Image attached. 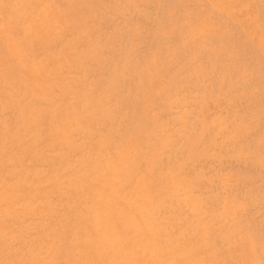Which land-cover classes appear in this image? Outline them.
I'll use <instances>...</instances> for the list:
<instances>
[{"label": "rangeland", "instance_id": "obj_1", "mask_svg": "<svg viewBox=\"0 0 264 264\" xmlns=\"http://www.w3.org/2000/svg\"><path fill=\"white\" fill-rule=\"evenodd\" d=\"M0 7V264L113 261L110 246L96 254L89 242L93 194L104 196L109 175L66 178L62 164L108 146L114 161L130 152L122 170L133 175L118 186L109 229L122 231L133 250L128 264H264V0H0ZM23 169L37 176L16 175ZM141 181L147 193L133 199ZM144 196L152 202L144 209L149 237L135 213L123 212Z\"/></svg>", "mask_w": 264, "mask_h": 264}, {"label": "bare ground", "instance_id": "obj_2", "mask_svg": "<svg viewBox=\"0 0 264 264\" xmlns=\"http://www.w3.org/2000/svg\"><path fill=\"white\" fill-rule=\"evenodd\" d=\"M79 1V0H78ZM33 2V1H32ZM72 2V1H71ZM77 2V1H76ZM2 3V2H1ZM5 3V2H4ZM55 3V2H54ZM70 3V2H69ZM37 4V3H36ZM64 4V3H63ZM54 5V4H53ZM53 5H52V7H53ZM64 6V5H63ZM79 6H81V5H79ZM9 7V6H8ZM47 8H48V6H46ZM51 7V8H52ZM71 7V6H70ZM17 8V7H16ZM0 9H1V7H0ZM30 9V8H29ZM28 9V10H29ZM75 9V8H74ZM14 10V9H13ZM52 10V9H51ZM81 12V11H80ZM8 13V12H7ZM0 14H2L1 12H0ZM47 14V13H46ZM61 14V13H60ZM3 15V14H2ZM8 15V14H7ZM53 15V14H52ZM54 15H56V14H54ZM53 15V16H54ZM4 16V15H3ZM2 17V16H1ZM0 17V18H1ZM11 17V16H10ZM50 17V16H49ZM56 17V16H55ZM3 18V17H2ZM1 18V19H2ZM14 18V17H13ZM0 19V20H1ZM5 19V18H4ZM22 19V18H21ZM19 20V19H18ZM30 20V19H29ZM51 20V19H50ZM54 20H55V18H54ZM16 21H17V19H16ZM16 21L14 22V25H16ZM65 22V21H64ZM8 23V22H7ZM10 23V22H9ZM18 23V22H17ZM31 23V22H30ZM52 23H54V22H52ZM55 23H56V20H55ZM54 23V24H55ZM5 24V23H4ZM11 24V23H10ZM13 24V23H12ZM18 24H20V23H18ZM17 24V25H18ZM57 24V23H56ZM5 25H8V24H5ZM27 25V24H26ZM50 25V24H49ZM9 26V25H8ZM6 27V26H5ZM12 28V27H11ZM26 28V27H25ZM40 28V27H39ZM42 28V27H41ZM6 29V28H5ZM9 29V28H8ZM83 29V28H82ZM33 30H35V29H33ZM36 30H37V28H36ZM40 30V29H39ZM38 30V31H39ZM1 31V30H0ZM2 31H4V30H2ZM41 31V30H40ZM23 32V31H22ZM21 32V35H23V33ZM3 33H6L5 31L3 32ZM9 33V32H8ZM58 33V32H57ZM1 34V33H0ZM7 34V33H6ZM5 34V35H6ZM25 34V33H24ZM4 35V36H5ZM8 35V34H7ZM11 35H12V32H11ZM20 35V36H21ZM26 35V34H25ZM28 33H27V37H28ZM1 36H2V34H1ZM10 36V35H9ZM33 36V35H32ZM39 36V35H38ZM46 36V35H45ZM79 36V35H78ZM12 37V36H11ZM19 37V36H18ZM27 37L25 38V40L27 39ZM50 37V36H49ZM36 38V37H35ZM57 38V37H56ZM12 39V38H11ZM60 39V38H59ZM6 40V39H5ZM10 40V39H9ZM16 40V39H15ZM28 40V39H27ZM19 41V40H18ZM18 41H17V43H18ZM13 43V42H12ZM20 43V42H19ZM8 45H10V44H8ZM13 45V44H12ZM30 46V45H29ZM13 47V46H12ZM20 47V46H19ZM8 48H9V46H8ZM10 49H11V47H10ZM9 49V50H10ZM17 49V48H16ZM19 50V49H18ZM20 51V50H19ZM18 51V52H19ZM26 51V50H25ZM21 53V52H20ZM19 55V54H18ZM28 55V54H27ZM55 57V59H56V56H54ZM51 58V57H50ZM48 59V58H47ZM16 60H18V59H16ZM49 60V59H48ZM23 61V60H22ZM62 61V60H61ZM30 62V61H29ZM23 63V62H22ZM37 64V63H36ZM38 65V64H37ZM44 65V64H43ZM47 65V64H46ZM45 65V66H46ZM35 66V65H34ZM34 66H32L31 65V67H34ZM37 68V67H36ZM38 68H41V67H38ZM34 69V68H33ZM42 69V68H41ZM46 69V67L44 68V70ZM47 69H49V68H47ZM59 70V69H58ZM57 70V71H58ZM35 71H37V69L35 70ZM42 71V70H41ZM31 72H33V71H31ZM17 75V74H16ZM81 75V74H80ZM15 76V75H14ZM162 77V76H161ZM10 80V79H9ZM22 80V79H21ZM33 81H34V79H32ZM18 81V80H17ZM22 81H25V79L24 80H22ZM37 81V80H36ZM35 81V82H36ZM49 81V80H48ZM48 81H47V83H48ZM19 82V81H18ZM26 82V81H25ZM35 82H34V84H35ZM39 82V81H38ZM50 82V81H49ZM27 83V82H26ZM25 83V84H26ZM11 84H12V82H11ZM16 84H18V83H16ZM49 84V83H48ZM62 84V83H61ZM157 84V83H156ZM41 85V84H40ZM67 85V84H66ZM74 85V84H73ZM37 86V85H36ZM39 86V85H38ZM28 86H26V88H27ZM41 87H42V85H41ZM50 87V86H49ZM62 87V86H61ZM76 87V88H75ZM44 88V87H43ZM74 88L75 89H77V86L76 85H74ZM62 90V89H61ZM17 91V90H16ZM65 91H67V89L65 90ZM58 92V91H57ZM12 93V92H11ZM37 93V92H36ZM39 95V94H38ZM76 95V94H75ZM24 96V95H23ZM63 96H65L64 94H63ZM76 97V96H75ZM49 98V97H48ZM67 98V97H66ZM50 99V98H49ZM77 98H75V100H76ZM56 100H59V99H56ZM66 100V99H65ZM50 101V100H49ZM52 101V100H51ZM37 102V101H36ZM46 102V101H45ZM44 102V103H45ZM57 102V101H56ZM71 103V102H70ZM74 103V102H73ZM56 104V103H55ZM35 105V104H34ZM42 105V104H41ZM44 105V104H43ZM61 105V104H60ZM30 106V104L28 105V107ZM39 107H40V105H38ZM46 106V105H45ZM18 109V108H17ZM76 109V108H75ZM74 109V110H75ZM44 110V112H45V109H43ZM84 111V110H83ZM77 112V111H76ZM38 113V112H37ZM39 113H40V111H39ZM52 113V112H51ZM25 114V113H24ZM73 114V113H72ZM76 114V113H75ZM79 114V113H78ZM68 115V114H67ZM69 115H71V112L69 113ZM80 115V117H81V114H79ZM83 115H84V113H83ZM82 115V116H83ZM25 115H23V117H24ZM29 116V115H28ZM31 117H32V115H30ZM29 116V117H30ZM73 116V115H72ZM76 116V115H75ZM86 116V115H85ZM84 116V117H85ZM0 117H3V116H0ZM17 117V116H16ZM18 117H21V116H18ZM77 117H78V115H77ZM77 117H76V122H79V121H77ZM43 118V117H42ZM53 117H51L50 119H52ZM64 118H66V117H64ZM70 117H68V119H69ZM79 118V117H78ZM85 118H87V117H85ZM85 118H84V122L82 123V126L85 124V121L87 120H85ZM3 119V118H2ZM27 119H28V117H27ZM35 119V118H34ZM30 120V119H29ZM42 120V119H41ZM53 120V119H52ZM51 120V121H52ZM65 120V119H64ZM71 120V119H70ZM69 120V121H70ZM68 120H66V122H67ZM21 122H22V120H21ZM33 122V121H32ZM54 122V121H53ZM66 122H64V123H66ZM70 122H75L74 121V117H73V121H70ZM40 123V122H39ZM42 124H43V122H41ZM45 123V122H44ZM72 123H70V124H72ZM21 124L22 123H20V126H21ZM53 124V123H52ZM60 124V123H59ZM67 124V123H66ZM78 124V123H77ZM24 124H22V126H23ZM28 125V124H27ZM44 125V124H43ZM47 125V124H46ZM62 125V124H61ZM61 125H60V127L59 128H61ZM64 125V124H63ZM62 125V126H63ZM80 125H81V123H80ZM97 125H99V123L97 124ZM40 126V125H39ZM73 126V125H72ZM45 127V126H44ZM55 127V126H54ZM58 127H57V129H58ZM90 127V126H89ZM21 128V127H20ZM24 128H25V126H24ZM23 128V129H24ZM38 128H40V127H38ZM64 128V127H63ZM67 129H68V126L66 127ZM76 128V127H75ZM36 129V128H35ZM62 129V128H61ZM61 129H60V132H64V131H61ZM65 129V128H64ZM94 129H95V127H94ZM40 130V129H39ZM48 130H49V128H48ZM51 130H53V129H51ZM21 131V130H20ZM23 131V130H22ZM22 131L20 132L21 134H22ZM56 131V130H55ZM57 131H59V130H57ZM68 130H66V132H67ZM87 131V130H86ZM88 131H89V129H88ZM49 132V131H48ZM47 132V133H48ZM60 132H59V134H60ZM82 132H84V133H81V134H83V136H85L84 134L86 133L85 131H82ZM97 132V131H96ZM17 134L16 135H18V131L16 132ZM32 133H34V132H32ZM40 133V132H39ZM38 133V134H39ZM53 134L55 133V132H52ZM61 133V134H62ZM88 133V132H87ZM92 134H94L93 132H91ZM90 132H89V135L91 134ZM40 134H42V133H40ZM39 134V135H40ZM51 134V133H50ZM49 134V135H50ZM56 134V133H55ZM54 134V137L56 136ZM61 134H60V136H61ZM77 134V133H76ZM97 134V133H96ZM8 135V134H7ZM34 135V134H33ZM52 135V134H51ZM74 135H75V133H74ZM73 135V139H75V136ZM79 135V134H78ZM78 135H76V136H78ZM98 135V134H97ZM38 136V135H37ZM41 136H43V135H40V136H38L36 139H38L39 137L40 138H42L41 140H44V138L43 137H41ZM59 136V137H60ZM72 136V135H71ZM82 136V135H81ZM82 136V137H83ZM86 136L88 137V135L86 134ZM62 138L64 137V135H62L61 136ZM86 137V138H87ZM70 138V137H69ZM77 138V137H76ZM78 138H79V136H78ZM97 138V137H96ZM19 139H21V136H20V138ZM55 139H56V137H55ZM65 139V138H64ZM90 139H92V138H90ZM90 139H88L89 141H90ZM6 140V139H5ZM27 140H29V139H27ZM33 140H35V139H33ZM67 140H68V137H67ZM71 140V139H70ZM2 141V140H1ZM36 142H38L37 140H35ZM40 141V140H39ZM52 141V140H51ZM59 141H60V139H59ZM58 141V142H59ZM63 141V140H62ZM75 141V140H74ZM76 141H77V139H76ZM75 141V142H76ZM85 141V140H84ZM92 141V140H91ZM94 141V140H93ZM3 142V141H2ZM8 142H10V141H8ZM15 142V141H14ZM29 142V141H28ZM28 142H26V143H28ZM31 142V141H30ZM33 142V141H32ZM54 142V141H53ZM64 142V141H63ZM67 142V141H66ZM88 142V141H87ZM87 142H86V144H87ZM4 143V142H3ZM25 143V144H26ZM90 143L91 142H89V146H90ZM96 143V142H95ZM2 144V143H1ZM0 144V145H1ZM20 144V143H19ZM25 144H23V145H25ZM54 144V143H53ZM92 144V143H91ZM34 145H35V143H34ZM44 145V144H43ZM73 145H74V142H73ZM80 145V144H79ZM10 146H12L11 144H10ZM21 146V145H20ZM41 146H42V144H41ZM51 146V145H50ZM53 146V145H52ZM51 146V147H52ZM81 146V145H80ZM96 146V145H95ZM13 147V146H12ZM12 147H11V149H12ZM17 147H19V146H17ZM29 147V146H28ZM38 147H39V144H38ZM48 147H49V144H48ZM65 148L67 147V146H64ZM71 147V146H70ZM77 147V146H76ZM82 147V146H81ZM85 147H86V145H85ZM91 147V149H90V151L92 150V148H94L93 146H90ZM101 147V146H100ZM103 147H105V146H102V148ZM34 148H36V147H34ZM34 148H32V152H33V149ZM40 148H42V147H40ZM45 148V147H44ZM74 148H75V146H74ZM109 146H108V148H105V151H102L103 149H101V153H97V154H94V150L93 151H91V152H87L86 154L85 153H83V154H85V156H84V161L83 162H78V163H76V165H74V166H72L69 162H67V161H64L62 164H63V171H64V173H63V175H65L64 177H66V175H74L76 178H78L76 175H79V177H81L82 178V176L84 177V175H88V176H90V175H95V177H93V178H96V175H101V177H102V175H109V178L107 179V180H105L103 177V179L105 180L104 181V183H102L103 184V188L105 189V193H104V196H99V195H96L97 193L95 192V191H93V193L95 192L96 194H93V195H91L90 197H94V198H92V202H93V199L97 202L98 201V204L99 205H97V203H96V205H97V207H96V205H94V207L93 208H91L90 207V211L93 213V215H94V220H95V226H94V240H91V241H89L88 240V238H87V241H89L90 243H91V245H95V247H98L99 249H98V251L97 250H95L94 252L96 253V254H98L97 252H99L100 250H104V249H107L106 247L107 246H110V251L107 253V256H110L111 257V259L113 260L110 264H128L129 262V259H127V257L128 256H132V254H133V250H130L126 245H124V241L122 242V240H123V236H122V231H117L116 232V234L115 235H111V233H110V227H111V223H112V221L114 220V215H113V210H114V208H115V205H116V203H117V201H119V198H121V196H120V194L119 193H117V190H118V186L120 187V186H122L121 184H123V182L122 181H125L127 178H128V176L127 175H133V172H132V169L131 170H125V171H123L122 170V164L123 165H126L127 166V159H128V156L130 155V152H128V150H126V151H122V153H121V155H120V157H121V159H120V161H114L110 156H109ZM3 149H5V147L3 148ZM15 150H17V148L15 147L14 148ZM21 149V148H20ZM30 149V148H29ZM28 148H27V150H29ZM47 149V148H46ZM54 149H56V148H54ZM62 148L60 147V150H61ZM70 149H72V148H70ZM84 149V148H83ZM88 149H89V147H88ZM88 149H86L87 151H89ZM109 151H107V150ZM111 149V148H110ZM125 148H123V150H124ZM127 149H129V148H127ZM36 150H39V149H36ZM42 150H44V149H42ZM41 150V152L43 153V151ZM49 150V149H48ZM67 150H68V148H67ZM73 150V149H72ZM78 149H76V153L78 152L77 151ZM112 150V149H111ZM13 151V150H12ZM19 151V150H18ZM23 151H24V149H23ZM34 151H35V149H34ZM40 151V150H39ZM45 151H47V150H45ZM55 151V150H54ZM64 151H66V150H64ZM75 151V150H74ZM83 152L81 149L79 150V152ZM14 152V151H13ZM26 152V151H25ZM31 152V153H32ZM36 152V151H35ZM52 151H50V153H51ZM68 152V151H67ZM73 152V151H72ZM79 152H78V154H79ZM80 152V153H81ZM28 153H30V152H28ZM42 153H40V155L42 154ZM57 155L58 156H61V155H59L58 154V149H57ZM22 154V153H21ZM25 154V153H24ZM44 154V153H43ZM46 154H47V152H46ZM62 154V153H61ZM63 154H64V152H63ZM65 154H67V153H65ZM70 154H71V151H70ZM26 155H28V154H26ZM45 155V154H44ZM44 155H43V157H42V159L44 158ZM49 155V154H48ZM57 155H55V157H58ZM77 155V154H76ZM75 155V156H76ZM110 155H111V152H110ZM66 156V159H67V156H69V155H65ZM74 156V155H73ZM79 156H81V154L79 155ZM29 157H31L30 155H29ZM64 157V156H63ZM48 158V157H47ZM47 158H45V161L46 162H44V163H47ZM69 158V157H68ZM75 158V157H74ZM115 158V157H114ZM50 159V158H49ZM64 159V158H63ZM72 159H73V157H72ZM77 160H78V158H76ZM130 159H132V158H130ZM83 160V159H82ZM60 161H62V160H60ZM69 161V160H68ZM74 161V160H73ZM72 161V163H75V161L73 162ZM81 161V160H80ZM41 162H42V160H41ZM59 162V161H58ZM37 163H39V162H37ZM60 163V162H59ZM34 164V163H33ZM53 164V163H52ZM50 165L51 167L53 166V165ZM38 165V164H37ZM44 165V164H43ZM25 166V165H24ZM34 167H35V165H34ZM36 167H38V166H36ZM40 167V166H39ZM42 167V166H41ZM40 167V168H41ZM51 167H50V169H51ZM91 168V171L88 169V168ZM19 168V167H18ZM27 168H28V166H27ZM14 169V168H13ZM15 169H16V167H15ZM49 169V166H48V170H50ZM58 169V168H57ZM53 170V169H52ZM89 170V171H88ZM21 171V170H20ZM53 171H55V170H53ZM86 171V172H85ZM48 172H50V171H48ZM59 172V171H58ZM85 172V173H84ZM142 172V171H141ZM39 173H40V171L38 170V175H39ZM54 174H55V172H53ZM84 173V175H82ZM172 173V172H171ZM33 174H35L36 176H37V173H31V172H29V171H27L26 169H23L21 172H19V173H17L16 175H33ZM51 175V174H50ZM56 175H59V173H56ZM63 175H61V178H62V176ZM80 175H82V176H80ZM120 176V177H118V176ZM70 176H68V177H70ZM97 176V177H98ZM30 177V176H29ZM92 177V176H91ZM8 178V177H7ZM40 177H38V179H39ZM58 179L60 178V176L59 177H57ZM60 178V179H61ZM67 178V177H66ZM87 178V177H86ZM90 178V177H89ZM100 178V177H99ZM30 179V178H29ZM58 179H56V180H58ZM98 179V178H97ZM97 179L95 180V179H93V180H95L96 182H97ZM41 180V179H40ZM70 180V179H69ZM68 180V181H69ZM74 180H75V178H74ZM74 180H71V181H73L74 182ZM77 180H79V179H77ZM82 180V179H81ZM80 180V181H81ZM89 180V179H88ZM92 180V181H93ZM28 181V180H27ZM64 182H66L65 180H63ZM76 181V180H75ZM101 181V180H100ZM59 182V181H58ZM82 183H83V181H81ZM89 183H90V180L88 181ZM102 182V181H101ZM51 183V182H50ZM56 183V182H55ZM55 183H53L54 184V186H57V185H59V183L57 184V185H55ZM63 183V182H62ZM69 183V182H68ZM68 183H67V186H68ZM77 183V182H76ZM95 182H92V184H91V186H94L95 184H94ZM100 183V182H99ZM99 183H98V185H99ZM142 183V184H141ZM32 184V183H31ZM50 185V184H49ZM60 185H61V183H60ZM63 185V184H62ZM61 185V186H62ZM70 185H72V184H70ZM81 185V184H80ZM84 185V184H83ZM98 185H97V187H98ZM28 186H30V185H28ZM45 186V185H44ZM66 186V185H65ZM76 186H77V184H76ZM86 186V185H85ZM90 186V188H91V190H96V191H99V189L97 190V189H92V187ZM31 187V186H30ZM49 187V186H48ZM75 187V186H74ZM78 187V186H77ZM79 187H81V186H79ZM76 188V187H75ZM74 188V189H75ZM88 188V186H86V189ZM89 188V189H90ZM95 188H96V185H95ZM101 188V187H100ZM124 188V187H123ZM78 189V188H77ZM82 189V188H81ZM19 190V189H18ZM34 190V189H33ZM51 190V189H50ZM53 190V189H52ZM83 190V189H82ZM90 190V191H91ZM107 190V191H106ZM54 191V190H53ZM52 191V192H53ZM72 191H74L73 189H72ZM71 191V192H72ZM81 191V190H80ZM86 191H89L88 189L86 190ZM89 191V192H90ZM147 190H146V183L144 182V181H141L140 183H138L135 187H134V190H133V195H132V197H133V199H135L136 197H138V196H143V194H145V193H147L146 192ZM76 192H78L77 190H76ZM49 193V192H48ZM79 194V193H78ZM189 194V193H188ZM1 195V194H0ZM6 195V194H5ZM8 195V194H7ZM74 195H76V193L75 194H73V196ZM81 195H82V197L83 198H88L89 197V195H88V193L86 192L85 193V191H81ZM4 196V195H3ZM72 196V197H73ZM76 197V196H75ZM97 197V198H96ZM5 198V197H4ZM53 199H54V197H52ZM1 199H2V197H1ZM52 199V200H53ZM55 199H57V198H55ZM54 199V200H55ZM88 200V199H87ZM91 200V199H90ZM37 201V200H36ZM46 201H47V199H46ZM78 201H80V197H79V200ZM83 201V200H82ZM95 201H94V203H95ZM143 201V200H142ZM53 202V201H52ZM71 202V200L69 201V203ZM68 203V202H67ZM76 203H77V201H76ZM90 203V202H89ZM135 203V202H134ZM151 199H150V197H147V196H144V203L142 204V205H140V206H136L135 204H128V206H127V208H126V210H124L123 212H125V216L126 215H128V214H133V213H135V217H136V219H137V221L139 222V223H141L142 225L141 226H143V227H147L146 228V230H147V232H148V237H149V232H150V224L148 223V217L146 216V214L144 213V209H146V207H147V205H151ZM17 204V203H16ZM72 204V203H71ZM118 204V203H117ZM35 205V204H34ZM84 206H85V203L83 204ZM89 205V204H88ZM3 206V205H2ZM33 206V205H32ZM56 206V205H55ZM5 208V207H4ZM88 208V207H87ZM34 209H36V208H34ZM52 210V209H51ZM54 210V209H53ZM84 211H85V209H83ZM134 210H136V211H134ZM32 211V210H31ZM29 212H30V210H29ZM65 212V211H64ZM87 212V211H86ZM85 212V213H86ZM58 213H60V211L58 212ZM79 213V212H78ZM77 213V214H78ZM67 214V213H66ZM62 215H65L64 213L62 214ZM68 215V214H67ZM81 215V214H80ZM21 217V216H20ZM74 217H76V216H74ZM82 217H84V216H82ZM81 217V218H82ZM63 218V217H62ZM65 218H66V216H65ZM72 218V217H71ZM70 218V219H71ZM60 220V219H59ZM76 220V219H75ZM26 221V220H25ZM72 221V220H71ZM85 221V220H84ZM9 222V221H8ZM60 222H62V221H60ZM72 223V222H71ZM13 224H14V222H13ZM16 224V223H15ZM20 224V223H19ZM19 224H18V226H19ZM85 224H86V222H85ZM88 224V223H87ZM114 224V223H113ZM46 225V224H45ZM59 225V224H58ZM89 225V224H88ZM88 225H87V227H88ZM57 226V225H56ZM114 226L115 225H113L112 226V228H114ZM54 227V226H53ZM58 228H59V226H58ZM61 228V227H60ZM142 227H140L139 228V232H143L144 230H142L141 229ZM56 229V228H55ZM73 229V228H72ZM90 229V228H89ZM144 229V228H143ZM57 230V229H56ZM113 230V229H112ZM112 230H111V232H112ZM41 231V230H40ZM53 231V230H52ZM88 231V230H87ZM57 232V231H56ZM90 232H92L91 230H90ZM67 233V232H66ZM65 233V234H66ZM68 233H70V232H68ZM89 233V232H88ZM33 234V233H32ZM57 234V233H56ZM65 234H63V235H65ZM93 234V233H92ZM39 235V234H38ZM90 235H91V233H90ZM89 235V236H90ZM62 236V235H61ZM88 236V235H87ZM92 236V237H93ZM113 237H116V241H118V243H119V245L117 246V247H113V243H114V241H112V238ZM82 237H77V238H75V242H77L76 244H77V247H78V245H81L80 243H81V239ZM48 239V238H47ZM62 239H63V237H62ZM52 240V239H51ZM45 241V240H44ZM59 241H61V240H59ZM86 241V242H87ZM83 242V241H82ZM19 243V242H18ZM27 244H28V242H26ZM65 243V242H64ZM123 243V244H122ZM66 244V243H65ZM75 244V243H74ZM29 245V244H28ZM72 246H69L68 247V250H71L73 247L75 248L76 247V245H73V244H71ZM47 246H48V244H47ZM82 246V245H81ZM182 246V245H181ZM185 246V245H184ZM77 247H76V249H77ZM84 247V246H83ZM79 250H81V249H79L78 248V251ZM76 251V250H75ZM105 251V250H104ZM93 251H89V253L88 254H85V257L86 256H90V258L95 254ZM65 253H67V255L69 256L70 255V257L72 256L71 255V251H70V254L67 252V248L65 249ZM74 253V252H73ZM75 253H78L77 251L75 252ZM43 254H45V252L43 253ZM76 255V254H75ZM196 255V254H195ZM39 256H41V255H39ZM95 256V255H94ZM69 257V258H70ZM75 257V256H74ZM74 257H71V258H74ZM193 257V256H192ZM43 259V258H42ZM49 259V258H48ZM92 259V258H91ZM94 259V258H93ZM45 260H47V259H45ZM75 260V262H74V264L76 263V259H74ZM83 260H84V258H83ZM86 260V259H85ZM84 260V261H85ZM83 261V262H84ZM93 261V260H92ZM69 262H70V260H69ZM95 262V261H94ZM97 262V261H96ZM142 262H144V260L143 259H136L135 260V263L136 264H142ZM87 263V262H86ZM89 264H91L90 262H88ZM87 263V264H88ZM67 264H69V263H67ZM70 264H71V262H70ZM92 264H94L93 262H92ZM96 264H98V263H96Z\"/></svg>", "mask_w": 264, "mask_h": 264}]
</instances>
